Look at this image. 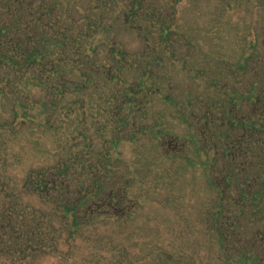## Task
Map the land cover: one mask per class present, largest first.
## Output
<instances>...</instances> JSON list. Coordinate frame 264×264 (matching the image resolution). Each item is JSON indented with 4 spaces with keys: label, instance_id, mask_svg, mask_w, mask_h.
Returning a JSON list of instances; mask_svg holds the SVG:
<instances>
[{
    "label": "rangeland",
    "instance_id": "1",
    "mask_svg": "<svg viewBox=\"0 0 264 264\" xmlns=\"http://www.w3.org/2000/svg\"><path fill=\"white\" fill-rule=\"evenodd\" d=\"M56 2L64 30L74 31L68 48L47 46L50 35L34 36L32 46L44 40L36 54L41 65L17 79L0 62V264H264V255L255 260L244 253L231 234L234 226L229 238L217 232L218 189L212 181L223 178L213 173L215 150L204 146L192 119L198 111L231 112L228 99L242 81L238 67L255 65L264 51V0ZM10 40L0 38L1 59L12 53ZM161 54L168 63L154 70L169 76L172 94L168 78L150 74L152 58L160 60ZM86 61L96 67L87 68L91 83L84 90L72 83L81 80ZM198 62L217 68V84L209 85V70L194 67ZM41 74L44 84L37 78ZM60 74L71 82L69 90L55 92L65 98L51 105L44 87L51 81L61 90ZM76 95L85 104L73 102ZM111 111L144 125L113 130ZM181 135L191 147L188 153L175 140ZM88 149L95 155L82 172L78 161L71 162ZM46 168L65 169L77 180L82 176L87 191L114 184L122 199L106 211L95 204L78 220L50 211L43 218L38 210L44 202L48 207V199L38 171ZM33 209L43 218L38 222L45 223V239L33 233L21 247H9L5 238L21 235L29 219L22 214ZM263 220L255 213L247 230L264 237Z\"/></svg>",
    "mask_w": 264,
    "mask_h": 264
},
{
    "label": "trees",
    "instance_id": "2",
    "mask_svg": "<svg viewBox=\"0 0 264 264\" xmlns=\"http://www.w3.org/2000/svg\"><path fill=\"white\" fill-rule=\"evenodd\" d=\"M56 1L0 0V38L11 37V40L6 44L14 46V48L10 47L11 49H9L12 53H7L2 59L0 58V62L3 61L4 65H8V75L10 77L17 79L23 75L25 76L27 70H34L33 73H35L37 66L41 65L36 58V54L43 47L42 41L44 40L40 38L38 43L32 46L33 44L31 43L35 39L34 36L38 34L44 35V37L50 35L52 38L44 41L48 43L47 46L61 45L64 50L68 48L72 37L71 33H74V31L72 28L64 30L62 26L63 17L56 15L57 13L54 12ZM104 13L103 11L102 17L105 20ZM122 13L126 14L127 12L125 10ZM70 27L73 26L71 25ZM57 35H60V37L54 38ZM18 45L20 46L18 47ZM159 58L161 59L152 58L153 62L151 63L152 70H150V74L166 79L169 76L165 72L162 73L158 69L154 70L155 67L159 68L165 65L166 62L168 63L164 54H161ZM82 63L86 68L81 74V80L72 84L76 86L81 83L85 90L88 87V83H91L87 81L90 76V72L88 71L94 69L96 66H93L94 63L88 61ZM199 66H203V70H209L208 74L212 78L208 82L209 85L211 83L217 84V68L210 69L211 62L207 64H202L201 62L194 64V67L200 69ZM237 66L241 65L238 64ZM87 68L90 69L87 71ZM238 69L237 79H241L242 81L239 80L237 82L238 86L236 84L234 97H230L228 99L229 102L227 101L229 107H231V112L227 113L224 111L221 115L216 116L214 115V111H198L196 115L192 116V119L197 121L196 129L201 135L200 139L204 142V146L208 145L210 149L215 150L216 157L211 159L214 160L212 162L214 164L213 173L215 175L220 174L223 178V183H219L218 179L217 181H212L218 189L217 197L214 201V225L219 226L217 232L221 231V235L229 238L227 235L229 234L230 226H234L231 234L239 238L238 241L242 243L241 248L244 253H250V257L256 260L259 256L264 255V237L261 236L262 233H259L260 231L257 234H253L251 230H247V227L250 229V223H252L255 213L264 215V51L259 53L258 61L255 65H245L238 67ZM0 70H2V67ZM220 70L222 71V69ZM246 75L250 83L248 86L246 85L247 82H245ZM60 77L61 80L63 79L58 84L61 90L59 88L56 89L51 81H49L47 86L45 82L46 87H44L43 75L37 76L43 82L40 87H44V91L49 93L45 98L51 105L53 101L62 102V99L65 98L64 94L56 98L55 92L63 93L62 91L69 90L71 82L62 78L61 74ZM57 79L59 80V78ZM167 81L169 83V93L172 94V82L170 78ZM48 89H51V92ZM170 94L168 96L171 97ZM207 98L204 97V99ZM209 98L211 99V97ZM73 102H81L83 104V96L76 95ZM111 112L113 114H110L109 119L113 130H116L120 126L127 127L128 125L131 129L136 123H140L142 127L144 125L143 120H138L135 116H120L114 111ZM192 119L185 117L184 120L193 124ZM152 130L156 134L164 133V131H160L159 133L154 128ZM186 138V135H181L175 140L183 142L180 146L185 145V151L188 153L191 147L188 146ZM91 152L92 150H86L80 157L81 160L73 159L71 163L78 161V165L83 166L82 172H84L87 166L90 167L89 163L93 161L95 153L91 157ZM109 153L110 151L107 150V156L110 155ZM217 153L221 157H218ZM219 166H221L220 170L218 169ZM112 170L113 173H117V166L113 165ZM68 172L65 169L59 171L49 168L44 169V174L38 171L40 175L45 176L39 185L48 199V207L45 206L47 202H44L38 210L40 214L44 212L42 214L43 218L49 214H46V212L50 211V216L57 217V213L58 215L61 214L58 218H62V220H78L87 210H91L95 204H99L105 210L121 201V187L112 184V186L104 189L100 185H95L87 191L86 181L81 180L82 176H78L77 180L68 174ZM124 194L127 196V191ZM250 207H256L258 211H255L256 209L250 211ZM38 213L33 209L28 214H22V219L24 216L29 215L28 224L24 231L19 232L20 236L8 235L9 238H5V243L11 244L9 247H21L23 243L28 242L24 241L26 238L35 237L33 233H37V235L41 234L38 238L43 242L45 235L41 231L45 228V223L38 222V220H43V218H39ZM53 221L54 219H51V223ZM257 227L260 228L259 225ZM262 229L264 230V227ZM30 240L36 241L35 239ZM20 251L22 250L20 249ZM12 256L14 258V255Z\"/></svg>",
    "mask_w": 264,
    "mask_h": 264
}]
</instances>
